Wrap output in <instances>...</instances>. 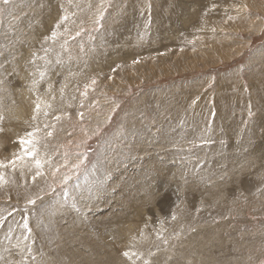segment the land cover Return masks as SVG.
<instances>
[{
  "label": "rangeland",
  "instance_id": "374dc122",
  "mask_svg": "<svg viewBox=\"0 0 264 264\" xmlns=\"http://www.w3.org/2000/svg\"><path fill=\"white\" fill-rule=\"evenodd\" d=\"M0 165V264H264V0H0Z\"/></svg>",
  "mask_w": 264,
  "mask_h": 264
},
{
  "label": "snow or ice",
  "instance_id": "6c2138e0",
  "mask_svg": "<svg viewBox=\"0 0 264 264\" xmlns=\"http://www.w3.org/2000/svg\"><path fill=\"white\" fill-rule=\"evenodd\" d=\"M8 2V0H4V3H7ZM95 81H93V83H94ZM32 135H34L33 133H29V136H32ZM49 135H51V133H49ZM33 143V141L31 140V139H29V140H22L21 141V144H32ZM26 151H28V154L29 155H31L32 153H31V150H29V149H26ZM37 164L39 165V162L37 161ZM0 166H2V165H0ZM0 180H2V178H0Z\"/></svg>",
  "mask_w": 264,
  "mask_h": 264
},
{
  "label": "bare ground",
  "instance_id": "6f19581e",
  "mask_svg": "<svg viewBox=\"0 0 264 264\" xmlns=\"http://www.w3.org/2000/svg\"><path fill=\"white\" fill-rule=\"evenodd\" d=\"M148 219H149V218H148ZM143 220H144V219H143ZM76 222H77V221H76ZM130 227H131V226H130ZM139 231H140V230H139ZM80 239H81V238H80ZM127 239H128V238H127ZM70 246H71V245H70ZM96 252H97V251H96ZM122 252H123V251H122ZM95 255H96V254H95ZM93 256H94V255H93ZM97 256H98V255H97ZM101 256H102V255H101ZM91 257H92V256H91ZM103 257H104V255H103ZM106 257H108V256L106 255ZM113 257H115V256H112V258H109V261H110V259H114ZM96 258H97V257H96ZM115 258H116V257H115ZM88 259H90V258L88 257ZM92 259H93V258H92ZM99 259H100V258H99ZM99 259H98V260H99ZM103 260H104V259H103ZM103 260H102V261H103ZM115 260H116V259H115ZM89 261H90V260H89ZM96 261H97V260H96ZM106 261H107V260H106ZM109 261H108V262H109ZM85 262H87V261H85ZM94 262H95V260H94ZM103 262H104V264H106L105 261H103ZM111 262H112V261H111ZM113 262H114V261H113ZM87 263H88V262H87ZM95 263H96V262H95ZM101 263H102V262H100V261L98 262V264H101ZM84 264H86V263H84ZM96 264H97V263H96ZM111 264H112V263H111ZM113 264H115V263H113Z\"/></svg>",
  "mask_w": 264,
  "mask_h": 264
}]
</instances>
